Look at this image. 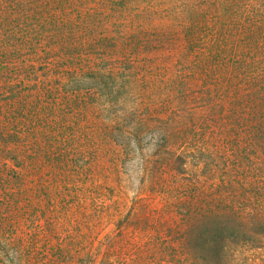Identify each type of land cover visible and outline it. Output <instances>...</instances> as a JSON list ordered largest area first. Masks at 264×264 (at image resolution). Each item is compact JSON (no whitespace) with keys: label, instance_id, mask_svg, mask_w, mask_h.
Here are the masks:
<instances>
[{"label":"trees","instance_id":"16d2710c","mask_svg":"<svg viewBox=\"0 0 264 264\" xmlns=\"http://www.w3.org/2000/svg\"><path fill=\"white\" fill-rule=\"evenodd\" d=\"M161 3L0 0V264H264V4Z\"/></svg>","mask_w":264,"mask_h":264},{"label":"rangeland","instance_id":"374dc122","mask_svg":"<svg viewBox=\"0 0 264 264\" xmlns=\"http://www.w3.org/2000/svg\"><path fill=\"white\" fill-rule=\"evenodd\" d=\"M158 3V1H163L166 3H161V5L158 6H154L155 8H158L159 13L157 14H149L150 16L147 19L148 24L154 22L155 24H159V23H166L164 24L167 28V31L169 32V35L166 36L165 40H164V50H163V54H169L170 57H173L174 54H176L177 52H179L182 49H186L183 45L182 42H184V34L186 32V29L182 28V26L186 25H190V19L192 18L191 16H189L188 10L195 7L196 6V2H200V0H146V2L148 3H153V2ZM209 2H212L214 0H208ZM218 3H221L222 5H227V6H231L234 7L233 10H235L233 12L232 15H228V13L222 9V14H221V19L226 21L228 24H235L236 18L239 19V0H216ZM110 4H113V2H111ZM220 4V5H221ZM251 6H255V7H259L262 6L264 4V0H247V3ZM134 8L135 10L136 8V2H134ZM143 4H141L142 6ZM147 5V4H145ZM94 6L97 7V1L94 2ZM148 7L151 5H147ZM133 6L131 5L129 8H132ZM264 7V6H263ZM149 8H153V7H149ZM148 8V9H149ZM163 11H161L162 9ZM171 8V10H170ZM250 9V7H249ZM232 10V11H233ZM162 12V13H160ZM215 10L212 12L214 13ZM125 12L121 13V16L118 18V20L120 22H124V18H127L130 22V20L133 18V16L128 15V11H127V15H124ZM133 14V12H132ZM110 16H112V22L115 23V18H114V14L113 12L109 13ZM123 16V17H122ZM144 17H142L141 19H143ZM221 20V21H222ZM137 22H140L139 20ZM153 24V23H152ZM220 24V27L222 28L223 24L220 22L218 23ZM150 26V25H148ZM106 27L107 29L110 30V32H113L116 28L114 27V25H108V23H106ZM100 30V29H99ZM181 36V37H180ZM155 37V36H151V39ZM167 52H171V53H167ZM179 66V65H178Z\"/></svg>","mask_w":264,"mask_h":264}]
</instances>
